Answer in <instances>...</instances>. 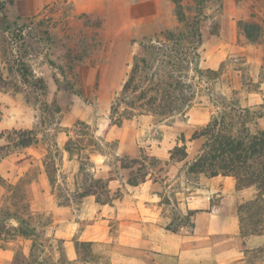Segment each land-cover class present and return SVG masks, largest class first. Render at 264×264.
Wrapping results in <instances>:
<instances>
[{
	"label": "rangeland",
	"instance_id": "rangeland-1",
	"mask_svg": "<svg viewBox=\"0 0 264 264\" xmlns=\"http://www.w3.org/2000/svg\"><path fill=\"white\" fill-rule=\"evenodd\" d=\"M177 2L179 9L176 10L170 0H164L162 21L158 19L155 25L143 28L133 34L130 41H124L104 32L98 17L87 18L83 25L71 21L72 32L65 33L58 18L41 17L38 21L31 17L15 18L7 12L12 0H0V154L6 153L16 160L20 170L27 168L30 161L41 162L44 158L53 167L60 163L62 156L59 155L63 154L67 143L74 161L61 168L72 173L80 166L83 174H88L85 171L87 155L94 146L108 155L114 149L112 140L100 145L96 136L111 137L109 130L114 125L110 120V107L139 45L164 43L166 30L176 32L185 29V24L192 26L194 21L200 22L201 34V44L193 51L198 54L196 65L201 70H216L222 64L220 75L214 81L195 77L199 93L194 106L184 116L163 121L150 119L154 125L146 128L144 135L154 141L163 139L169 147L176 141L179 143L182 137L188 140L215 112L219 95L227 100L236 99L242 106L261 104L259 97L264 99V17L247 7L248 0ZM256 7L264 10L259 2ZM176 11L183 15L185 24L177 21ZM245 32H249L252 42L246 40ZM184 47L188 51L191 46L184 42ZM22 52L26 55L23 61L33 75L46 83L45 96L38 88L23 82L15 72L16 60ZM30 131L36 137L35 143L28 148L20 147ZM186 145L192 156L199 144ZM139 162L150 164V157L143 155ZM109 163L113 164V160ZM158 165L152 163L148 171ZM196 182L201 186L202 178ZM5 184L2 185L4 206L13 209L11 203L16 199H10ZM188 186L183 176L178 188L184 192L194 191ZM0 191L3 194L2 188ZM17 244L25 250L28 247V243L15 241L7 247L15 249ZM89 251L99 254L91 259V264L106 263V247L94 246ZM5 263V260L0 261V264ZM240 264H264V255L249 254Z\"/></svg>",
	"mask_w": 264,
	"mask_h": 264
},
{
	"label": "crops",
	"instance_id": "crops-1",
	"mask_svg": "<svg viewBox=\"0 0 264 264\" xmlns=\"http://www.w3.org/2000/svg\"><path fill=\"white\" fill-rule=\"evenodd\" d=\"M258 2L264 5V0ZM258 2L248 0L247 7L264 17V10L256 7ZM162 7L164 0H12L7 12L15 18L31 17L36 21L41 17L58 18L65 33L72 32L71 21L83 25L87 18L98 17L104 32L130 41L133 34L155 25L158 19L162 21ZM259 99L263 103V96ZM254 103L248 105L258 104ZM133 118L111 126L109 138L96 136L100 145L112 140L115 146L110 155L97 149L89 151L85 169L88 174H83L80 166L72 173L62 169L74 161L63 146L60 163L52 167L53 182L44 169L46 158L30 161L27 168L20 170L16 160L7 154L0 160V178L11 185L20 180L27 182L24 202L32 216L47 220L45 234L53 244L60 241L62 255L68 261L86 256L88 262L84 264H91V259L99 255L89 250L81 252L76 243H88L90 249L106 247L105 264H240L249 254L257 255L255 251L264 247V235L241 237L234 213L237 204L254 198V188L237 190L232 177L216 176L202 178V185L192 192L180 190L183 162H171L169 157L170 150L181 142L169 147L163 139L147 138L144 134L154 125L150 120L154 117ZM193 143L199 144L198 148L190 156L186 145V161L196 155L201 142H186ZM143 155L154 158L159 167L150 169L144 182L131 186L128 179L137 166L131 162L141 160ZM92 180H101L105 190L93 188ZM0 188L1 211L6 206L5 189L2 185ZM188 211L193 213L187 216ZM174 213L179 216L177 231L170 232L165 228ZM5 224L18 225L13 218ZM3 237L0 236V261L9 264L17 251L28 254L29 239ZM13 241L28 243V247L25 250L17 244L10 249L7 246ZM54 256L58 253L54 252Z\"/></svg>",
	"mask_w": 264,
	"mask_h": 264
},
{
	"label": "trees",
	"instance_id": "trees-1",
	"mask_svg": "<svg viewBox=\"0 0 264 264\" xmlns=\"http://www.w3.org/2000/svg\"><path fill=\"white\" fill-rule=\"evenodd\" d=\"M170 1L176 6V10L179 9L177 0ZM176 17L179 23L185 24L181 13L176 11ZM199 23L194 21L192 26L185 24L186 30L179 29L176 32L166 30L164 43L149 42L139 45V51L132 56L119 94L110 107V120L113 125L120 126L123 120L137 115H151L159 121L177 115L184 116L187 110L194 106L199 93L195 77L200 80L205 77L211 81L219 77L222 64L217 70H201L196 65L198 54L193 51L201 44ZM245 33L246 40L252 42L249 32ZM184 42L191 46L188 51L184 47ZM25 56L22 52L20 58L16 60L15 72L23 82L38 88L41 95L45 96L46 83L42 78L33 75L23 61ZM217 103L216 110L210 115L207 123L194 130L188 140L183 137L179 139L181 145L177 144L170 150L169 160L183 162L180 171L191 189L198 188L196 181L200 178L216 176L232 177L237 190L254 188L253 199L236 205L239 233L241 237L264 235V103L242 106L238 100H227L220 95ZM120 107H123L122 111L119 110ZM194 140H200V147L196 155L186 161V142ZM35 141L36 137L30 131L19 146L26 148ZM64 150L71 152L67 143ZM93 150H96L95 146ZM5 155L6 153L0 154V160ZM150 162L147 165L139 160L131 162L137 165L134 170L136 173L133 171L128 179L131 186L144 182L151 164H158L154 158H150ZM43 165L48 179L53 182L52 165L46 159ZM26 183L25 180H20L16 185L5 184L0 178V185L5 184L9 189L10 199H16L13 204L11 203L13 210L6 206L0 211V236L3 235V239L20 237L30 240L28 254L17 251L9 264L87 263L86 256L80 260H66L61 252L60 241L51 243L44 231L47 220L40 215L32 216L27 203L24 202ZM91 185L98 191L105 190L101 180H92ZM96 199L100 201L99 197ZM192 213L188 211L187 216ZM178 217L174 213L165 229L176 232L175 224ZM8 218H13L18 225L7 226L5 221ZM181 220L188 222L187 218ZM79 247L86 252L90 244L76 243V248ZM54 252L58 253L57 257L54 256ZM255 253L264 255V247Z\"/></svg>",
	"mask_w": 264,
	"mask_h": 264
}]
</instances>
